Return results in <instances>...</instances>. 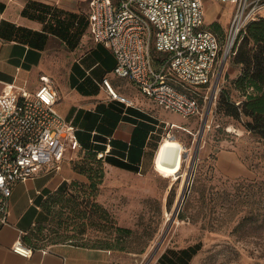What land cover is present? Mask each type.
I'll list each match as a JSON object with an SVG mask.
<instances>
[{
	"label": "rangeland",
	"instance_id": "1",
	"mask_svg": "<svg viewBox=\"0 0 264 264\" xmlns=\"http://www.w3.org/2000/svg\"><path fill=\"white\" fill-rule=\"evenodd\" d=\"M71 2L73 13L82 17L89 14L90 0ZM215 2L205 0V7ZM220 8L224 11L223 5ZM211 15L205 17V22L218 31L217 22L209 24ZM220 33L225 38L227 33ZM158 60L156 57V65ZM231 64L229 56L223 76L228 74L233 79L240 68ZM47 76L60 83L62 98L68 102L64 82L56 76ZM147 109L159 115L160 142L156 155L139 172H130L113 171L91 154L79 153L69 163L75 176L44 198L39 209L29 208L25 220L36 221L27 237L38 246L58 242L109 245L138 256L147 254L148 258L164 248L176 251L199 242L203 245L199 264L238 263L243 257L253 262L264 261V141L237 121L215 116L214 112L209 117L210 127L202 132L205 115L203 119H186L154 102ZM166 121L177 126L165 128ZM230 153L238 155L243 174H236L228 163L226 155ZM66 170L67 162L61 171L67 174ZM184 180L185 198L175 214L183 198L180 195ZM41 182L29 179L20 185L21 206H28L32 196L35 203L39 202L41 196L36 197L35 192ZM199 187L206 189L205 207L196 191ZM189 201L188 215L200 212L196 222L180 218ZM245 216L247 220L240 225ZM209 221H213L214 232L204 229Z\"/></svg>",
	"mask_w": 264,
	"mask_h": 264
},
{
	"label": "built area",
	"instance_id": "2",
	"mask_svg": "<svg viewBox=\"0 0 264 264\" xmlns=\"http://www.w3.org/2000/svg\"><path fill=\"white\" fill-rule=\"evenodd\" d=\"M218 1L235 5L224 43L205 26L203 0H90L89 28L94 40L114 54L118 77L130 79L167 111L203 119L211 101L209 117L215 112L225 83L222 65L239 34L248 23L264 17V0ZM104 85L114 98L130 102L107 80ZM6 86L0 94V226L9 223L15 183L60 171L83 148L76 126L56 108L59 92L48 76L35 91ZM208 122L209 118L206 127ZM175 126L167 123L170 129ZM13 251L24 257L32 254L22 239Z\"/></svg>",
	"mask_w": 264,
	"mask_h": 264
},
{
	"label": "crops",
	"instance_id": "3",
	"mask_svg": "<svg viewBox=\"0 0 264 264\" xmlns=\"http://www.w3.org/2000/svg\"><path fill=\"white\" fill-rule=\"evenodd\" d=\"M71 1L0 0V94L6 90V85L35 91L44 75L60 78L67 87L68 102L62 98L60 83L53 80L59 92L56 108L76 126L81 144L82 139L89 138L98 144H104L105 139L117 141L112 153L108 154L110 150L104 151L100 152L104 154L103 157L98 156L113 171L121 169L107 163V155L127 161L124 149L132 147L135 152L132 153L131 162L135 163L137 151L141 150V170L159 148L158 112L147 109L153 102L130 79L118 77L114 73V54L94 40L89 28L90 2L89 14L82 17L73 13ZM210 4L213 5L212 10L209 9ZM222 5L224 11L220 8ZM234 10L233 3H221L218 0L205 7L206 16L212 14L209 24L217 22L218 31L211 29L206 22L205 26L223 43L227 34L224 38L220 31L228 33ZM104 80L109 82L119 97H126L130 102L114 98L104 85ZM167 123L174 122L166 121L165 128H169ZM150 125H155V129L150 128ZM137 126L138 130L133 136ZM122 153L123 157L120 156ZM226 159L236 174L244 173L243 164L236 153L226 155ZM61 170L53 174L42 172L31 178L33 181L43 180L41 186L36 188V197H46L44 189L53 193L62 184L69 182L70 177L75 176L69 169V163L67 174ZM27 181L13 187L9 199V223L0 226V264H173V261L181 264L177 261L181 255L179 251L189 246L170 253L164 248L150 258L147 254L138 256L121 248H99L71 242L32 247L29 257L16 253L13 251L15 242L23 240L30 227L35 225V219L31 223L25 220L26 213L31 206L39 209L33 196L28 206L19 203V187ZM164 254L167 256L163 257ZM187 264H199V251ZM231 264H264V261L253 262L243 257L241 262Z\"/></svg>",
	"mask_w": 264,
	"mask_h": 264
},
{
	"label": "trees",
	"instance_id": "4",
	"mask_svg": "<svg viewBox=\"0 0 264 264\" xmlns=\"http://www.w3.org/2000/svg\"><path fill=\"white\" fill-rule=\"evenodd\" d=\"M231 61L232 66L240 68V72L233 79H230L228 74L225 76L226 81L219 91L214 114L215 116L228 117L237 121L244 127L245 130L264 141V17L251 21L245 29L241 31L232 50ZM144 116L146 117V115ZM149 127L155 129V125L153 127L150 125ZM137 130L138 126L135 127L133 136ZM99 140L103 142V140ZM106 143L112 145V148L108 153L110 154L114 149L113 145L118 142L113 139L110 141H106L105 139L104 144H98L91 142L90 138L87 140L82 139L83 148L78 151L76 155L81 152H87L93 156L92 158H98L99 162L104 163L103 158H99L98 154L107 150ZM124 150L127 152V161L114 157L113 155H107L105 157L106 162L120 168L121 170L139 172V164L142 156L141 150L137 151L135 163L131 162L132 153L135 152L134 148L130 147ZM123 154L124 153L120 156L123 157ZM80 173L86 174V172L82 171H80ZM64 184H62L58 190L61 189ZM205 190V187H199V189L197 188L196 190L203 198V201L201 200L203 207L207 204L206 197L204 196ZM45 194L48 196L50 193L46 190ZM46 197L41 196L39 202H36V204L41 205ZM212 200L213 198L211 197L210 203ZM186 205L187 206L180 214V218L182 220L190 219L191 221L196 222L200 217V212L197 213V215L190 216L187 212L188 207L190 206V201L187 202ZM246 220V216L243 217L240 225ZM212 222L213 221H209L208 223H205L206 225L204 226V229L214 232L215 226ZM23 241L31 248L38 246L33 243L27 235L23 238ZM91 246L99 248H113L109 245ZM202 247V243L198 242L195 245L180 250L179 252L181 255L177 258V261L181 264H187L188 260L197 254ZM168 252L170 253L176 251ZM164 256L166 257L167 255L164 254L163 257ZM173 264H177V262L173 261Z\"/></svg>",
	"mask_w": 264,
	"mask_h": 264
},
{
	"label": "water",
	"instance_id": "5",
	"mask_svg": "<svg viewBox=\"0 0 264 264\" xmlns=\"http://www.w3.org/2000/svg\"><path fill=\"white\" fill-rule=\"evenodd\" d=\"M226 57H227V56H226ZM225 66H226V65H225V62H224V64L222 65L221 73H223ZM211 105H212V101H211L210 104L208 105V109H207V111H206V115H205L204 122H203L202 129H201L202 132H204L205 127H206L207 120H208V118H209V113H210V110H211ZM197 148H199V143H198V145H197ZM197 153H198V150H196V153H195L196 156H197ZM184 198H185V196H183V198L181 199V202L179 203V205H178V207H177V209H176L175 214H177V213L179 212L180 207H181V204H182ZM173 221H174V220H173ZM173 221H171L170 225L173 223ZM170 225H169V227H170Z\"/></svg>",
	"mask_w": 264,
	"mask_h": 264
},
{
	"label": "bare ground",
	"instance_id": "6",
	"mask_svg": "<svg viewBox=\"0 0 264 264\" xmlns=\"http://www.w3.org/2000/svg\"><path fill=\"white\" fill-rule=\"evenodd\" d=\"M186 186H187V182L184 180V182L182 183V187H183V189H182V192H181V195L180 196H183L184 194H185V190H186ZM179 196V197H180ZM180 201V200H179ZM178 201V202H179ZM180 203V202H179ZM169 220H170V217L168 218Z\"/></svg>",
	"mask_w": 264,
	"mask_h": 264
}]
</instances>
